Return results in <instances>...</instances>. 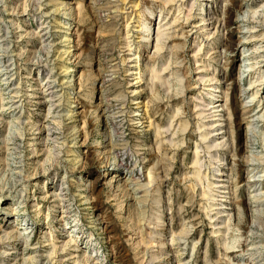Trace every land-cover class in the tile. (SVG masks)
<instances>
[{"label":"rangeland","instance_id":"rangeland-1","mask_svg":"<svg viewBox=\"0 0 264 264\" xmlns=\"http://www.w3.org/2000/svg\"><path fill=\"white\" fill-rule=\"evenodd\" d=\"M256 187L264 0H0V264H264Z\"/></svg>","mask_w":264,"mask_h":264},{"label":"bare ground","instance_id":"bare-ground-1","mask_svg":"<svg viewBox=\"0 0 264 264\" xmlns=\"http://www.w3.org/2000/svg\"><path fill=\"white\" fill-rule=\"evenodd\" d=\"M263 51V50H262ZM254 125V124H253ZM252 146V145H251ZM261 190V189H260ZM252 196H253V198L255 199V201H258V200H261L262 199V197L264 196L263 194H261V191H259V189H257V187L256 188H254L253 190H252ZM263 193V192H262ZM263 203H261L260 205H262ZM256 206H258L257 204H256ZM255 208V207H254ZM18 220H21L22 221V219H18ZM257 221V220H256ZM259 226V225H258ZM69 236V235H68ZM257 264H263V263H259V262H257Z\"/></svg>","mask_w":264,"mask_h":264}]
</instances>
